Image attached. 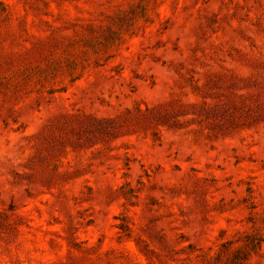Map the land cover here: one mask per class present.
<instances>
[{"label": "rangeland", "instance_id": "374dc122", "mask_svg": "<svg viewBox=\"0 0 264 264\" xmlns=\"http://www.w3.org/2000/svg\"><path fill=\"white\" fill-rule=\"evenodd\" d=\"M0 264H264V0H0Z\"/></svg>", "mask_w": 264, "mask_h": 264}]
</instances>
